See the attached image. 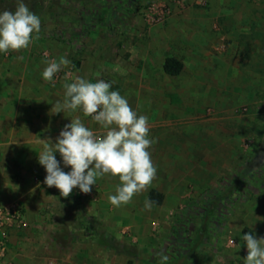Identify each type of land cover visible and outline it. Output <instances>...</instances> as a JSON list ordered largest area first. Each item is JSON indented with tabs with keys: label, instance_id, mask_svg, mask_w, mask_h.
I'll use <instances>...</instances> for the list:
<instances>
[{
	"label": "rangeland",
	"instance_id": "obj_1",
	"mask_svg": "<svg viewBox=\"0 0 264 264\" xmlns=\"http://www.w3.org/2000/svg\"><path fill=\"white\" fill-rule=\"evenodd\" d=\"M24 2L40 18L39 38L33 33L27 49L0 53V71L16 69L19 73L24 60H29L26 67L36 74L43 72L47 61L64 57L70 64L46 82L57 98L64 96V85L77 76L109 82L111 91L125 97L138 115L148 117L149 138L155 141L149 150L161 157V171L174 169L177 175V190L184 194L186 204L160 208L172 224L189 204L193 214L213 193H225L235 176L244 174L242 183L252 189L260 186L258 176L264 169V0H112L118 7L115 16L95 26L90 19L103 13L102 7L95 6L99 0ZM15 6L16 0H0V12L14 11ZM164 6L171 9L165 21L151 23L145 16L146 10ZM168 55L183 64L177 76H167L162 70ZM16 77L13 82L23 84ZM32 78L25 88L36 85ZM79 111L96 135L106 132ZM161 185L168 187L163 179ZM230 198L220 204L229 203ZM19 208L23 221L6 228L8 248L0 251L1 259L9 258L13 249L20 256L25 248L22 240L15 246L10 242L12 233L18 236L27 228L24 210ZM87 208L75 200L65 208L57 205L43 210L55 244L48 249L57 255H49L44 264H69L66 258L79 250L89 253L79 257L83 264H146L151 249L141 247L130 229L122 233V241L109 237L102 220H93ZM227 222L219 236L202 248L215 264L246 261V257H231L233 251L247 253L245 233L264 238V190ZM19 264H27L24 257L20 256Z\"/></svg>",
	"mask_w": 264,
	"mask_h": 264
},
{
	"label": "crops",
	"instance_id": "obj_2",
	"mask_svg": "<svg viewBox=\"0 0 264 264\" xmlns=\"http://www.w3.org/2000/svg\"><path fill=\"white\" fill-rule=\"evenodd\" d=\"M27 61L29 60H24L25 67L19 73L16 69L11 72L0 71V209L13 205L21 207L24 210L27 227L18 236L12 233L10 242L14 246L17 245L16 242L21 240L24 242L25 248L19 255L24 257L27 264H37V260L40 264H44V260L49 255L57 256L48 249L49 244L51 249L55 248V244L50 240L51 233L48 226L50 219L42 215V212L57 205L65 208L77 200L88 207V215L93 220L96 218L102 220L105 234L110 235L109 237L114 236L122 241V233L130 229L134 234V240L141 244V247L156 248L169 235L172 226L169 214L161 212L160 208L166 206L176 209L186 204V201H182L184 194L177 190V175L174 169L166 173L161 171L159 163L161 157L155 150H149L157 170L152 186L135 195L127 205L120 207L113 206L108 199L109 195L115 194L116 186L119 184L118 177L105 175L97 178L90 193L84 194L77 187L67 198L61 196L56 187H48L44 183L46 170L38 162V154L43 151L41 140H50L54 144L64 126L77 118L86 127H90L81 116L79 109L64 110L60 113L52 110L53 105L58 101L63 103L65 94L58 98L50 94L47 81L42 77V69L36 74L31 73L26 67ZM15 77L21 78L23 84H15L13 82ZM31 78L35 79L36 85L30 84L32 87L28 85L29 87L25 88L24 85L29 83ZM54 155L60 162L61 169L66 173L70 172L63 164L60 153L56 152ZM189 156L190 153L188 158ZM161 179L166 180L167 189L161 185ZM151 190L160 193L162 201L160 204H154L149 211L145 209V201L148 200ZM263 190L264 188L258 192ZM167 202H170L169 205ZM17 251L19 250L13 249L9 258H0V264H10L9 261L19 264L20 256H17ZM83 254L87 256L89 253L79 250L70 254L66 260L69 264H83L79 259ZM246 255L247 253L244 252L233 251L231 257L243 258ZM205 264H215V261H208Z\"/></svg>",
	"mask_w": 264,
	"mask_h": 264
},
{
	"label": "clouds",
	"instance_id": "obj_3",
	"mask_svg": "<svg viewBox=\"0 0 264 264\" xmlns=\"http://www.w3.org/2000/svg\"><path fill=\"white\" fill-rule=\"evenodd\" d=\"M41 31L40 18L29 10L24 0H16L15 10L0 12V53L27 49ZM42 72L45 81L51 82L56 73L67 67L70 61L61 57L59 61H47ZM65 99L53 105L55 113L64 110H81L92 117L106 132L96 135L77 118L66 124L56 142L41 140L43 151L38 162L46 170L44 183L56 187L60 195L67 198L73 189L88 194L97 178L110 175L118 177L115 194L109 202L115 206L127 205L133 197L146 191L156 178L150 147L155 143L149 138L148 117L138 115L127 99L118 91H111V84L104 80L90 82L79 76L66 83ZM59 152L63 164L71 167L64 172L54 153ZM154 201L146 200L145 209L151 210ZM246 242V264H264V238L257 239L251 233L243 236ZM161 264L168 256L158 253Z\"/></svg>",
	"mask_w": 264,
	"mask_h": 264
},
{
	"label": "trees",
	"instance_id": "obj_4",
	"mask_svg": "<svg viewBox=\"0 0 264 264\" xmlns=\"http://www.w3.org/2000/svg\"><path fill=\"white\" fill-rule=\"evenodd\" d=\"M112 3H114L112 0H99V3H95V6L98 5L96 8L102 7L103 13L101 16L91 18L92 24L90 25L95 26L107 17H114L118 7L115 6V8ZM182 70L183 64L178 59L174 57L165 58L163 71L166 75L174 77L179 75ZM261 156L264 157V150H262ZM261 172L262 174L258 176L260 186L256 189L243 184L244 174H241L233 178L225 193H213L210 196V201L205 206L195 207L194 215L191 212L192 205L189 204L185 207L172 224L169 235L156 248L149 250L146 264H161V257L157 255L161 252L168 256L165 264L207 263L209 257L203 252L202 248L219 236L220 230L223 229L227 220L239 207L243 206L259 190L264 188V169ZM225 198H230L231 201L220 204V201ZM149 199L154 201V204H160L162 195L155 190H151L148 195ZM231 202H237L238 204L233 207L230 205Z\"/></svg>",
	"mask_w": 264,
	"mask_h": 264
},
{
	"label": "built area",
	"instance_id": "obj_5",
	"mask_svg": "<svg viewBox=\"0 0 264 264\" xmlns=\"http://www.w3.org/2000/svg\"><path fill=\"white\" fill-rule=\"evenodd\" d=\"M171 14V9L164 6L163 8H150L145 11V16L151 23H161ZM23 221V214L17 205L0 209V251L4 252L8 248L6 228L12 225L20 224ZM233 264H246L243 262H234Z\"/></svg>",
	"mask_w": 264,
	"mask_h": 264
}]
</instances>
